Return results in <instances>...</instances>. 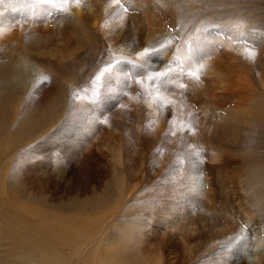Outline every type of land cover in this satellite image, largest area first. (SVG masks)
<instances>
[{"label": "rangeland", "instance_id": "obj_1", "mask_svg": "<svg viewBox=\"0 0 264 264\" xmlns=\"http://www.w3.org/2000/svg\"><path fill=\"white\" fill-rule=\"evenodd\" d=\"M136 4L0 0V264H264V0Z\"/></svg>", "mask_w": 264, "mask_h": 264}, {"label": "bare ground", "instance_id": "obj_2", "mask_svg": "<svg viewBox=\"0 0 264 264\" xmlns=\"http://www.w3.org/2000/svg\"><path fill=\"white\" fill-rule=\"evenodd\" d=\"M71 1H73V4L75 6V10L73 12L77 17L80 18V16L82 15V13H81V11L83 10L81 8L82 6L77 7L79 2H80V4L82 3V4H84V6L87 5L88 14L94 17V22L105 21L104 25L106 24L105 27L108 29H107V31L106 30H104V31H106L107 33H110V31L113 28H115V30L119 33H121V32L125 33L126 32L127 34L126 33L125 34L127 35L128 39L130 37L131 39L135 40L137 42V44L138 43L139 44L148 43V42H150V44H151V41L156 37V34L159 31V30H157L155 36H153L154 31L158 28V26L155 24V13L150 12L149 9H145L142 5L136 4L137 2H142V1H146V0H128V3H132L130 7H128V4H126L127 0L123 1V3L126 5L127 10H123V9H125L124 6H122V7L119 6L120 8H118L115 5V0H71ZM119 1H122V0H119ZM80 19L82 20L83 18H80ZM2 30H4V29L0 30V39L3 36ZM8 32H10V31H8ZM107 33H106V35H107ZM153 42H154V40H153ZM13 44H15V43H13ZM144 66H146V65H144ZM112 72H107L104 76L105 78H104L103 83H105V85H104L105 91H103V94H102L103 98L104 97L110 98L109 93L112 95V97H114L113 96L114 94H112V93L121 92V90L124 88V86L127 85V82L129 79L128 74L126 76H122L120 74V76L118 77L119 80H117L115 83H112L111 82ZM200 84H202V83H200ZM127 88H128V86H127ZM45 123H46V120L43 121L41 119V120H37L35 122H29V125H30V127H34L37 124L40 126H43V124H45ZM45 125H47V124H45ZM6 237H7V235H6ZM10 242H11V240H10ZM12 245L14 247L17 246V250H18L19 255L21 256V258H20L21 260L23 258L28 264H35L36 263V261L30 262V261L25 259V257H31L32 258V256H33L34 251L31 250V248H29V246H25L21 242H16V243L12 242ZM254 253H256V252H254ZM254 253H251L250 256L254 255ZM253 262H255V261H253ZM36 264H38V263H36Z\"/></svg>", "mask_w": 264, "mask_h": 264}, {"label": "snow or ice", "instance_id": "obj_3", "mask_svg": "<svg viewBox=\"0 0 264 264\" xmlns=\"http://www.w3.org/2000/svg\"><path fill=\"white\" fill-rule=\"evenodd\" d=\"M147 51V50H146Z\"/></svg>", "mask_w": 264, "mask_h": 264}]
</instances>
